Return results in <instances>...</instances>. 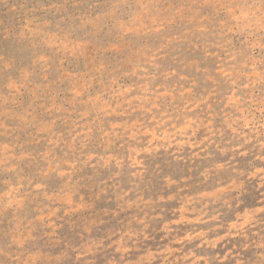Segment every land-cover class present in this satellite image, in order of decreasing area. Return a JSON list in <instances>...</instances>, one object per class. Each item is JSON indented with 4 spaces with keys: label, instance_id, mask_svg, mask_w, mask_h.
<instances>
[{
    "label": "rangeland",
    "instance_id": "1",
    "mask_svg": "<svg viewBox=\"0 0 264 264\" xmlns=\"http://www.w3.org/2000/svg\"><path fill=\"white\" fill-rule=\"evenodd\" d=\"M0 264H264V0H0Z\"/></svg>",
    "mask_w": 264,
    "mask_h": 264
}]
</instances>
